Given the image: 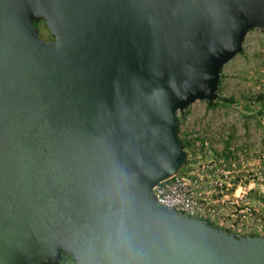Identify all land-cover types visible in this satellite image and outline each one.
Instances as JSON below:
<instances>
[{
	"label": "water",
	"instance_id": "95a60500",
	"mask_svg": "<svg viewBox=\"0 0 264 264\" xmlns=\"http://www.w3.org/2000/svg\"><path fill=\"white\" fill-rule=\"evenodd\" d=\"M253 27L264 0H0V264H264L152 189Z\"/></svg>",
	"mask_w": 264,
	"mask_h": 264
},
{
	"label": "rangeland",
	"instance_id": "374dc122",
	"mask_svg": "<svg viewBox=\"0 0 264 264\" xmlns=\"http://www.w3.org/2000/svg\"><path fill=\"white\" fill-rule=\"evenodd\" d=\"M40 34L51 33L44 23ZM41 36V37H42ZM215 103L195 100L179 117L187 159L180 171L199 174V196L214 208L215 223L240 233L264 234V30L246 33L242 50L220 71ZM262 99H258V96ZM233 97L234 104L221 100ZM207 191V193L205 192ZM243 194V197L240 195ZM248 206L252 215H244ZM60 264H72L64 258Z\"/></svg>",
	"mask_w": 264,
	"mask_h": 264
},
{
	"label": "built area",
	"instance_id": "2783aa9c",
	"mask_svg": "<svg viewBox=\"0 0 264 264\" xmlns=\"http://www.w3.org/2000/svg\"><path fill=\"white\" fill-rule=\"evenodd\" d=\"M204 186L199 174L188 175L179 170L176 174L157 182L152 189L159 202L173 206L187 215L205 217L214 213V208L199 196V191ZM240 196L243 197V194ZM242 212L247 216L252 215L248 206H244Z\"/></svg>",
	"mask_w": 264,
	"mask_h": 264
},
{
	"label": "trees",
	"instance_id": "16d2710c",
	"mask_svg": "<svg viewBox=\"0 0 264 264\" xmlns=\"http://www.w3.org/2000/svg\"><path fill=\"white\" fill-rule=\"evenodd\" d=\"M35 24L37 25L38 24V22H35ZM258 99H262V96H258ZM221 100L222 101H224V102H226V103H230V104H234L235 103V100L233 99V97H231V96H229V97H224V98H221ZM213 103H215L214 101H207V104H209V105H212ZM179 118V117H178ZM183 141V140H182ZM183 145L184 146H186L185 145V141H183ZM261 201H263L264 202V200L262 199ZM202 218H207V219H210V220H212V221H214L215 222V220L213 219V218H211V217H202ZM219 226V225H218ZM219 227H221V226H219ZM221 228H223V227H221ZM223 229H226V230H228L227 228H223ZM229 231H231V230H229ZM251 234H259V233H256V232H252ZM260 235V234H259ZM264 235V234H263ZM69 259H70V261L72 262V264H74V262L72 261V258H71V256L69 257Z\"/></svg>",
	"mask_w": 264,
	"mask_h": 264
},
{
	"label": "flooded vegetation",
	"instance_id": "af4514ba",
	"mask_svg": "<svg viewBox=\"0 0 264 264\" xmlns=\"http://www.w3.org/2000/svg\"><path fill=\"white\" fill-rule=\"evenodd\" d=\"M36 22H38V24H37V27H38V25L40 24V23H44V20L43 19H40V20H38V21H36ZM38 31H39V28H38ZM39 35L40 36H42L41 34H40V31H39ZM43 37V36H42ZM44 38V37H43ZM52 38V36H50V37H48V38H44V39H46V40H48V39H51ZM69 255L68 254H66V253H63L62 254V259L61 260H63L64 258H68L69 259Z\"/></svg>",
	"mask_w": 264,
	"mask_h": 264
}]
</instances>
